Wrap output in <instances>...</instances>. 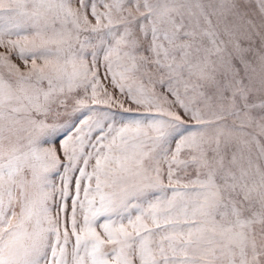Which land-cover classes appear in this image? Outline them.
<instances>
[{"label":"snow or ice","instance_id":"obj_1","mask_svg":"<svg viewBox=\"0 0 264 264\" xmlns=\"http://www.w3.org/2000/svg\"><path fill=\"white\" fill-rule=\"evenodd\" d=\"M0 264H264V0H0Z\"/></svg>","mask_w":264,"mask_h":264}]
</instances>
